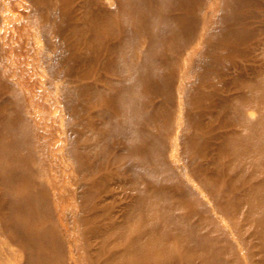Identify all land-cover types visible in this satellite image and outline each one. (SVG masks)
Returning <instances> with one entry per match:
<instances>
[{"label":"bare ground","instance_id":"bare-ground-1","mask_svg":"<svg viewBox=\"0 0 264 264\" xmlns=\"http://www.w3.org/2000/svg\"><path fill=\"white\" fill-rule=\"evenodd\" d=\"M210 3L0 0V67L5 78L14 80L10 84L1 78L0 83L13 90L18 104L23 99L26 113L37 119L31 125L20 113V119L32 126L35 165L30 171L45 174L47 164L56 160L57 151L49 146L46 126L53 115L47 110L63 105L70 124L68 131L73 132L67 152L81 179L90 181L79 186V197L85 199L80 206L85 214H77L82 225L80 245L71 232L61 242V230L52 225L43 229L23 227V219L33 220L36 213L28 211L24 218L18 213L12 220L14 237L27 245L26 264H66L63 255L67 253L69 264H240L231 263L215 249H202L199 256L192 255L196 249L219 244L222 230L217 228L216 214L233 216L242 212L246 218L233 221V225L247 250L256 256L249 264H264V0H224V9L213 24L207 6ZM257 5L261 8L256 9ZM13 7H17V13ZM195 41L204 44L194 59L203 74L195 78L193 85L182 82L176 86L175 71L170 67L181 61L183 51ZM195 51L192 49L190 54ZM188 58H183L187 65L191 62ZM230 70L234 76L230 86L225 87L222 82ZM235 87L236 95L223 94ZM179 90L186 96L185 114L192 129L185 135L181 152L177 139L173 137L175 141L170 143L164 136L173 131L175 112L178 110L182 116V99L177 104L175 101ZM151 95L155 98L150 100ZM23 106L16 108L22 110ZM248 106L259 109L260 115L253 120L247 118ZM1 115V122L15 126L17 118ZM155 119L159 122L149 127ZM227 125L237 126L242 132L236 137L225 134L221 128ZM203 127L208 128L209 136L225 137L212 155L204 150L208 139L197 135ZM169 151L172 160L176 159L177 172L168 159ZM176 153L180 154L178 158ZM222 154L230 155L228 160L234 169L219 166ZM152 159L157 162L152 163ZM213 159L218 170L209 166ZM28 163L23 166L29 167ZM110 165L120 176L116 183L123 187V197L132 201L118 210L108 201L111 191L93 190L97 186L95 169L105 171ZM163 170L172 185H162L158 179ZM178 172L197 179L195 186L206 191L214 215L198 190ZM39 179L36 182L44 188ZM101 183L107 181L102 179ZM17 196L13 203L28 204L29 199L24 202L27 193ZM28 197L32 195L28 193ZM54 197L58 195L54 193ZM90 197L92 203L86 201ZM176 198L184 199L198 212L156 211L169 207ZM133 203L136 212L131 208ZM59 219L62 223V216ZM164 220L185 227L174 229ZM86 223L92 225L85 227ZM197 224L205 229L201 232ZM45 237L60 240L49 254L43 249L49 246L43 245ZM78 249L86 254L79 263L74 257ZM56 254H61L58 262L54 260Z\"/></svg>","mask_w":264,"mask_h":264},{"label":"rangeland","instance_id":"rangeland-1","mask_svg":"<svg viewBox=\"0 0 264 264\" xmlns=\"http://www.w3.org/2000/svg\"><path fill=\"white\" fill-rule=\"evenodd\" d=\"M223 1L224 0H211V3L207 5L209 8V13L212 16L210 24H213V19H216L222 13L224 9ZM255 8L260 9L261 7L257 5ZM17 11V7H13V12L17 13ZM214 27L220 26L214 24ZM261 36L264 38V33ZM198 42L199 41H195L191 45V47L187 49V51H183V53L181 54V61H177L174 66L170 67L175 71L176 86L182 82H184V84L186 85H188V83H191V85H193L195 78L203 74L202 67H199V65L196 66L194 63V59L198 56V53L203 51L204 49V44H200ZM247 44H250V42H248ZM245 45L246 44H241L240 46L243 47ZM192 49H195L196 51L193 54H190V51ZM2 53V43L0 40V54ZM184 57H189L188 60L191 59V62L188 63V65L184 63ZM45 73L49 74L47 71H45L44 74ZM233 76L234 72L233 70H230V73L227 75V77L224 78L222 82L225 87L230 86L231 77ZM1 78H5V75L2 73V69L0 67V80ZM5 79L10 84L12 83V81H14L9 76ZM233 89L228 88L226 93L224 92L223 94L234 96L237 94L238 90L236 89V87ZM14 94L15 93H13V90H10V88H7L0 83V115L1 113H4L7 115H11L12 118H17V121H15V126H11L10 124L6 125L0 120V264H26L27 262V245L26 243L18 241L14 237L13 228L10 226L12 220L16 218L18 213L21 214L22 218L28 216L27 214H25L28 211L36 213V215L38 216V218L37 216H35L33 220L24 218L23 227L43 229L45 227L47 228V225H49V228L53 226L58 231L61 230V242L64 243L65 241L63 240H65L64 237L67 238V232H71V234L73 233L72 238L75 239V241H77L80 245L83 241V237H81L79 233L82 225H80L79 223L77 214L78 212L80 214H85V212H82L80 207L81 203L85 202V199H83L84 196L79 197V192L81 191V188L79 186L82 182L86 184L90 182L89 179H81V173L76 169V163L74 159H72L71 155H69V153L67 152L71 142L70 134H72L73 132L69 133L68 131L70 124L68 121H66L68 114L66 113L63 105H58L57 108L55 106H49L47 110L50 115H53L51 120H49V123H47L46 125L50 131L48 135L50 141L49 146L52 147V149H54L55 147V151H57V158L52 164H47V173H31L30 168H32V164L35 165V159L34 161H32L34 154L31 155L33 148V146L31 145V125L36 122L37 119L36 117L31 118L32 116L26 113L27 108L23 99H21L20 104H18L16 100H14ZM153 97L154 95H151L150 100ZM178 99H182V118L180 117L179 111L177 110L172 121L173 131H171L170 133H164V136H166L170 143H173L175 139H177L179 144L178 151L181 152V148H183V142L185 143V139L187 138V136L185 135L190 133L192 129L191 127L189 129V125L187 124L188 117L185 114V110L187 109L186 96L182 91H180V93L178 91L176 92V104ZM3 103L5 105H3ZM17 105H24V109H17ZM103 108L106 107L104 106ZM245 109L247 114L246 117H249L252 120L257 118L261 112L259 109H255L250 106L246 107ZM20 113H23L28 118V121H30L31 124L30 126H27L26 120L22 121L20 119ZM165 119L166 118H164V120ZM158 122L159 120L155 119L152 120V122H150L148 125L149 127L153 128ZM202 130L198 131L197 135L202 139H208L209 145L205 147L204 150L209 151L208 153L212 155V150H215L217 148V144L223 142L225 137H215L214 135L209 136V133L206 132L208 128L205 129L203 127ZM221 130L225 134L228 133L234 136L242 132L241 128L237 126H224L221 128ZM246 132L247 130H244V133ZM219 133L220 132L218 130V133L216 135H218ZM120 141L122 142V139L115 140V142L117 143H120ZM83 142L84 139L80 142V144H82ZM61 149L63 150V153L61 152ZM179 155V153L174 154L176 158H178ZM172 156L173 154L171 155L169 151L168 159L171 166L177 172L179 171V169L175 162L176 159L172 160ZM228 159H230V155H227L225 157L224 154H222V164H219V166L223 165L225 167L226 165L229 169H234L235 166ZM28 161H30L31 164H29ZM26 162L30 165L29 167L25 165L23 166V164ZM156 162L157 159H152V163ZM214 162L215 159L210 162L209 166H212V170H218L217 164L214 165ZM119 166H122V163H119ZM113 167L114 165H110L109 167H106L105 171L98 168H96L97 170L95 169L93 178L97 186H95L93 190L96 191L100 189L111 191L112 193L109 194L110 197L108 201L115 205L116 210H118L127 202L132 203V201L129 198L126 199L123 197V187H121L120 184L118 185V183H116L120 176L113 172ZM228 172L230 171L228 170ZM178 173L179 175H182L181 177H183L189 185L198 190L197 192L202 197L207 210L211 211V213L213 214V203L207 200L208 198L205 195L206 191L203 188L197 189V187L195 186V182H197V179H190L189 174L183 176L184 174H180V172ZM38 179L44 183V188L36 182ZM102 179L106 180L107 184L101 183ZM158 179H161L162 185L170 186L173 183L172 179L167 177V171L165 170L160 173V177ZM20 193H27L26 198H24V202H28L29 199L27 205H17L12 202V199L18 197L17 195H19ZM28 193L32 195L31 198L28 197ZM54 193L58 195L59 200L58 198L55 199ZM33 199H35L36 201H34ZM86 201L92 203L93 198L90 197ZM163 202L164 200H162V203ZM134 206V203L131 204V208H133ZM182 206H187L188 208L185 209ZM159 208H156V211H160L162 214H166L171 211H177L179 213H189V210L190 213L197 211V208L187 203L184 199L181 200L179 198H176L169 207H162V209ZM132 210L136 212V208H133ZM114 215L117 216L116 212L114 213ZM59 216L60 218L62 216V223L59 219ZM214 217L217 228L222 230L220 236H218L220 238L217 239V242L219 244L217 246L211 244L205 246L204 248L196 249V253L195 255H192V257L199 256L200 253H203L202 249L205 251L215 249V251L222 253L225 258L231 263L238 262L240 264H249L251 260L255 259L256 256L252 255V253L247 250L246 245L243 243L241 237L239 236V231L233 225V221H242L244 218H246L245 213L242 212L233 216L216 214V216ZM121 219L122 217L120 216V220ZM193 219L196 220L197 217H193ZM62 224H64V226H67L68 229L66 230ZM164 224L171 225V227L174 229L178 227H185V225L182 224L173 226L168 220H164ZM91 225L92 223H86L85 227H90ZM116 228L117 227H114V230H116ZM133 228L134 224L130 225L128 227V230L131 231ZM197 228L202 232V228L205 229V226L203 224H197ZM101 236L103 237V235H100V238ZM42 240L43 245L46 243L49 244V246H46L45 248L43 246V249L45 250L44 252L48 254L55 249V244H57V241H60L59 238H48L47 240V237ZM172 244L174 245L173 241ZM68 254L69 253L63 255V260L64 262H66V264H69L68 261H70V259L67 257ZM85 256V251L81 249H78L74 252V257L76 258L78 263L80 262V259H85ZM59 258H61V254H56L54 256V260L56 262L59 261ZM70 264H74V262H71Z\"/></svg>","mask_w":264,"mask_h":264}]
</instances>
